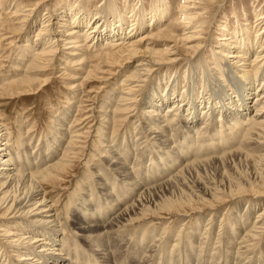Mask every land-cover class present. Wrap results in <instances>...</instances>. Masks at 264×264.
<instances>
[{
    "label": "bare ground",
    "instance_id": "bare-ground-1",
    "mask_svg": "<svg viewBox=\"0 0 264 264\" xmlns=\"http://www.w3.org/2000/svg\"><path fill=\"white\" fill-rule=\"evenodd\" d=\"M49 1L36 0L22 9L16 6L5 22L7 27L0 29V47L6 46L14 53L10 61L12 65L6 71L7 76L3 77L0 82H4L5 86H2L0 90L7 88L10 96L34 94L35 84H39L38 86L42 88L49 83V77L41 80L38 75H44L57 61L64 66L60 68L59 64L56 65V71L65 73L68 69H75L83 74L79 76L81 79L75 78L67 86L65 98L67 109L64 113L54 116L56 121L53 126L54 130L46 142L39 140L40 144L34 146L29 144L33 141L31 138L34 137L31 131L25 128V123L22 124L24 127H19L23 133L18 134L20 138H16L10 130H7L8 128L5 127L0 117V242L7 246L13 257L10 260L11 263L8 260H2L3 264H92L98 262L99 259L103 262L102 264H116L114 253H108V246L105 245L106 241L103 237L143 219L147 215L145 213L149 201L147 197L151 199L153 196H158L166 189H171L175 183L178 187L183 182L202 181L205 183L203 180L207 177L204 173L207 170L212 166L224 165L227 161L234 162L235 159L249 160L253 167L259 168L257 170L260 172L256 171L257 173L255 172L250 178L252 182L249 183L251 184L243 182L248 185V193H239V187L232 182L239 199L251 197V200H255L254 204L252 203L246 210L251 211L255 205V208L258 206L259 212L255 213L252 223H247V220L242 219L246 214L245 211L242 217L238 215V219H232L229 229L223 227L227 218L222 219L220 221L223 223L222 227L220 226L222 230L218 227L221 234H217L215 243L217 246L214 250L220 246L219 236L224 234V237H227L224 252L235 254L236 260L233 264H255L253 262L255 251L259 254L264 250V206L260 207L261 204H258L264 199V5L258 10L253 9L254 21L252 23L242 18L243 15L240 14L237 6H234L233 12L229 15L231 19L236 17L237 23L234 26H229L230 18L224 15L225 20L219 21L220 24L215 27L217 38L211 46H215L216 50L212 51L211 56L207 53L209 50H203L206 42L200 35L207 34L208 25L213 19L212 4L219 0L181 1L182 3L180 2L178 6L180 10L172 19V23L162 29L158 28V31L148 34L149 36L140 35L143 27L146 26L145 20L146 22L150 20L154 24L160 22L163 16L172 15L168 5L162 3L163 0H159L162 6L157 4L159 1H153L155 5L149 15H146L141 7H132L128 13L125 12L126 14H114V9H112V18H108L107 8L94 9V13H89L84 9L78 10L75 3L74 6H62L59 12L60 18L56 21L50 11L43 14L44 18L37 20L36 11ZM256 1L258 0H250L251 5L254 6ZM139 2L141 0H136L137 4ZM12 3L13 6L14 2ZM164 5L166 8L163 7ZM160 7L163 8L160 9ZM242 7L245 9L244 6ZM221 8L222 5L219 3L217 10L214 9L213 13L219 12ZM14 20L18 23L13 24L18 26L8 27V24ZM37 21L41 25L36 36L39 38L43 36L40 39L43 41L36 42L37 39H34V43L33 40L29 42L28 37L24 35L26 43L18 46L20 38L24 37L21 35L24 32L23 26L28 24L33 28ZM129 22L131 23L129 29L124 31L123 26ZM178 28L181 29V33L182 30L185 33L174 36V31H178ZM150 38L164 39L166 42L174 43L175 46L165 51L153 50L150 48ZM177 49H182L188 56L184 58L188 64L186 63L187 68L183 69V72L187 75L188 81L193 77L194 88L198 83L201 86L206 85L207 81L210 84H219L218 88L206 85V90L202 92L198 88V94L192 97L184 95L182 91L178 99L173 100L176 98L174 90L179 80L174 73V75L169 74V71L172 65L181 60ZM61 53L65 56L63 61L56 59ZM90 54H94L92 59L97 58L99 61L96 63L97 60H95L94 65L87 64V68L86 55ZM194 60L197 63H194ZM200 71L201 76H199ZM153 76L154 80L150 83ZM203 78L207 79L205 83ZM236 79L242 82L240 90L232 84ZM108 81L111 82L107 87L105 84ZM93 83L103 84L98 92L107 88L108 92L100 104V110L97 111L98 123L95 122L97 129H94L95 138H99L97 145L94 146V151L90 149V146L88 148L90 149L88 163L91 165L89 179L83 177L82 180L106 183L128 182V185L132 187L131 192H136L137 195H135L134 202L123 206H120L117 200L103 199L112 202L114 207H118L117 211L107 218L105 215L108 214L104 215V211L100 215L91 208L89 213L85 209L79 211L78 208L82 209L81 207L85 208L89 205L88 201H84V204L77 203V206L71 205L68 217H65L66 215L61 214L62 207L59 209L55 202H46L41 183L44 184L45 179L55 178V169L63 161V159H55L57 155H63L67 149L75 151L77 148H83L75 147V143H81L80 139L83 137L80 132L91 117L86 116L87 113L83 109L86 106H80V108L78 103H80V95L86 89L85 87ZM145 86L149 90L143 92ZM171 97L175 98L171 99ZM140 103L149 104L148 108L142 109ZM204 104L207 106L201 110ZM163 107L166 109L163 110ZM73 109L81 115L77 122H75L77 115H72L74 117L70 119ZM198 111L199 115H197ZM124 123L128 130L130 129L131 134L127 133L128 135L121 138L123 133L116 134L114 128L116 124L122 126ZM79 125L84 126L77 129ZM174 126L176 130L173 131ZM208 127H212V131L208 132L209 136L206 135L207 132L205 133ZM88 133L87 131L86 134ZM129 135L130 137L133 135L132 141L137 139L132 147ZM15 140H18V144L23 148L16 149ZM94 140L92 142H95ZM127 143L132 157L133 154L136 157L135 164V157L129 164ZM153 143H156L155 147H148ZM254 146L259 148L263 146L261 151L258 148V153L262 152V154H258L257 158L249 156L254 154ZM146 150L147 154L151 155L150 158L156 161L160 156L161 163L156 162L151 169H145L143 176L137 167L140 166ZM51 159L53 160L49 161ZM149 161L151 162V159ZM34 172L37 173L34 174ZM138 174L143 178H140ZM138 182L154 183H145L140 187ZM206 182H211V180L207 179ZM106 183L104 187L107 188L108 183ZM232 183L228 184V189ZM92 185L94 186V183ZM98 185L100 187V184ZM90 188L93 189L91 186ZM104 189H102L103 192L106 190ZM211 191L212 193L210 188L206 187L204 192L209 199L205 202L208 209L217 207L214 201V191ZM89 193L90 197L91 191ZM105 195L108 198L111 196L108 192ZM85 197L88 198V196ZM196 198L199 201L201 199ZM234 199L235 197L227 201L229 203ZM154 210L158 212L159 208ZM209 224L210 219L203 230L206 233H203L204 238L207 235L210 237ZM152 230L155 236L158 230L155 231V228ZM231 230L232 233L227 232ZM121 231L125 232V230ZM186 233L188 234H184L179 240L188 249L190 243L184 240L191 238L194 233L188 231ZM161 235L164 236V243H167L169 238L167 236L165 239L166 232H162ZM156 236L159 237V234ZM204 238L202 239L201 236L202 240ZM95 239L100 240L101 248L99 245L91 244ZM177 241L173 243V248L180 247L179 242L176 244ZM155 242L152 241V244ZM207 244V242L204 243V246ZM78 245L88 246L87 256L92 259L84 256ZM162 246L164 245H157L154 250L159 251V255L164 251ZM258 246L262 247L254 250ZM148 248L152 249L150 246ZM225 253L212 252L210 264H220L222 261L221 264H228V255ZM173 254L179 261L180 253ZM152 256L147 255L149 259ZM2 261L0 260V263ZM136 262V258L132 257L129 264H136ZM198 264L201 263L198 262ZM256 264H264V261Z\"/></svg>",
    "mask_w": 264,
    "mask_h": 264
},
{
    "label": "rangeland",
    "instance_id": "rangeland-1",
    "mask_svg": "<svg viewBox=\"0 0 264 264\" xmlns=\"http://www.w3.org/2000/svg\"><path fill=\"white\" fill-rule=\"evenodd\" d=\"M0 1L2 3V4L0 3V9H1V11H0V25H2L0 29H2V28L7 27L6 26L7 24L5 22L8 20L9 15L11 14V12L14 11L13 9L16 8V6L19 9H20V7H21V9H22V7L26 8L28 5L34 3L36 0H8V2H7V0L6 1L0 0ZM12 1L14 2L13 6H12V4H13ZM153 1L154 0H141V2H139L137 4L136 0H114V1H112V0H50L48 3H46L45 5L40 7L39 10L36 11V15H37V20H39V19L44 18L43 17L44 13H47L50 11V12H52L54 20L56 21L60 18L59 12H60V10H61L60 8L62 6H64V5L65 6H68V5L74 6L75 3H76V8L78 10L84 9V10H87L89 13H94L93 12L94 9L100 10V9H106L107 8L106 10L108 13L107 14L108 18L109 17L112 18V14H113L112 9H114V14H117V13L126 14L129 12V9H132V7H137V8L141 7L143 9L144 13L146 15H149V12H151V10L154 8V5H155V3ZM157 1H159V0H157ZM181 1L183 2V0H163L162 3H166L168 5V8L171 11L172 15H170L168 17L163 16V18H160V22H157V23L155 22L154 24L152 22H150V20H148L147 22L145 20L144 23L146 26L143 27L140 35H148V34L155 33L159 29H162V28L168 26L169 23H172L171 22L172 19L177 16V14H178L177 11L180 10L178 6H179V4L182 3ZM77 3H78V5H77ZM158 3L160 6H162V3H160V1L157 2V4ZM219 3H220V5H222V8L220 9L219 12L213 13L214 9L217 10L216 7ZM263 3H264V0H258V1H256V3L253 6V5H251L250 0H219V1H215L212 4V12H211L213 14V19L208 25L209 29H208V27H206L208 29V32L206 34L207 30L205 29L206 35H200V37L204 38L202 40L206 42L203 50H205V51L209 50V51H207V53H208V55L212 56V51L216 50L215 46H213V47L211 46V45H213L214 39L217 38V32H216L215 27H216V25L220 24L219 21L225 20L224 18H226V16H227V18H230L229 15H231V13L233 12L234 6L238 7V11L240 12L241 15H243V17H242L243 19H246V20H248L247 22L252 23L254 21L253 9L256 8L258 10L259 7H262V5H264ZM242 6H244L245 9H243ZM163 7L166 8L165 5ZM163 7H160V9ZM46 8L48 10H46ZM263 10H264V6H263ZM224 15H226V16H224ZM55 17H57V18H55ZM32 19H34V18H32ZM229 21H230V24H232V25L229 24V26H231V27L237 23L236 17L234 19L230 18ZM13 23H18V22H16V20H14L11 24H8V27L14 28V27L18 26V25L13 24ZM24 24H25V22H24ZM118 24H119V22H118ZM130 24H131L130 22L126 23L123 26V30L127 31L130 27ZM40 25L37 21V23H35V25H34L35 27L33 26V28H31L30 25L28 26V24L23 26L24 32L21 35L22 36L26 35L29 39V42H31L33 40V43H34V39H37L36 42L43 41V40H40L43 36L41 38L36 36L37 30H38ZM178 29H179L178 31H176V32L174 31V34H173L174 36L175 35L179 36V35H182L185 33L183 30L181 33V31H180L181 29L180 28H178ZM25 39H26L25 36L21 37L19 40L20 42L17 43V45L19 46V45H23V43H26ZM149 42H150L149 43L150 48L153 50L165 51L167 48L175 46L174 43L166 42L164 39L159 40V39L150 38ZM45 47H47V46H45ZM143 48H144V46H143ZM177 53H178V57L181 58V60L177 61L175 63V65H172V67H171L172 70L170 69L169 74H171V75L175 74L174 76H176V78H178L179 82L177 83L176 88L174 90V91H176V93H175L176 98L171 97V99H173V98H175L173 100L178 99L177 97L179 95H181L180 93L182 91H184V95H187L188 97L189 96L192 97V95L194 96V94H196V93L198 94L199 89H201V91L206 90V85H208V87H214L215 86L214 87L215 89L218 88L217 85H219V84H217V83H216L217 85L210 84V83H208L207 79H205V78H203V82L205 83L207 81L206 85L201 86V84L198 83V84H196V86L194 88L193 77H192V80L188 81L187 75H184V72H183L184 71L183 69L187 68L186 65L188 64L184 58H188V56L186 55V52L182 51V49H180V50L177 49ZM13 54H14L13 51L9 50V48H7L6 46L0 47V82H2L3 77L7 76L6 71H8L9 67H11V65H12V62H10V61L14 56ZM93 55L94 54L86 55V58H87L86 63H85L86 67H87V64L88 65L89 64L94 65L99 61V59H97V58L92 59ZM14 58L16 59V57H14ZM64 58H65L64 54L61 53V54L57 55L56 59L63 61ZM95 60H97L96 63H95ZM194 63H197V61L194 60ZM58 64H59V66H61L60 68H62L64 66L61 64V62L57 61L55 63V65H51L49 67V70L47 72H45L44 75H38V78H41V80L45 77H49L48 78L49 83L47 86L42 87V88L40 86H38L39 84H35L34 85V92H35L34 94H29L27 96L26 95L10 96V94L8 93L9 90L7 88L3 91L0 90V117L3 119V124L6 125L5 127L8 128L7 130L8 131L10 130V132H12L16 138L17 137L20 138L19 135H21L23 132L20 131L19 127L22 126L23 123H25L24 124L25 128L27 130L31 131L32 136L34 137V138H31L33 141L32 142L30 141V143H29L32 146H34L35 144H40V142L43 140H44V142H46L47 139L51 137V133L54 130V128H53L54 122L56 123L54 116L57 114L64 113L67 109L66 108L67 107L66 101H65V98L67 95L66 94L67 86L70 85L75 80V78H79V76H81V73H82V72H79L78 70H75V69H68V71L65 73H63V71H56L55 67ZM193 67H195V65ZM165 70L166 69H164V71ZM177 70H178V72H177ZM200 73H201V71L199 72V76L202 75ZM154 76L151 78L150 83L153 82ZM228 78L229 79L231 78L230 74L228 75ZM79 79H81V78H79ZM110 82L111 81H108L105 84V86H107V85L109 86ZM3 83H0V89H2V86H5V83L4 84ZM81 83H82V80H81ZM241 83L242 82L240 81V79H236L234 81V83L232 82V84L236 88H238L239 90L241 88ZM102 85L103 84L93 83L92 85L85 87L86 89H84L80 95V99H79L80 103H78L79 107L80 106L81 107L86 106L85 108H83L84 111H86V113H87L86 116L91 117L88 121H86L85 128H83L80 132V133H82V137H83L80 139L81 143H77V144L75 143V147L81 146L83 148L82 149L77 148V150H75V151L73 149H67L66 152L63 153V155H61V156L57 155L55 157V159L59 158V160L63 159V161L55 169V172H54L56 174L55 178L53 177L51 179H45L44 180L45 183L44 184L41 183V188L44 191L43 195H44L46 202L47 203L55 202L57 208H59V209L62 207L61 208V214H62V216L66 215L65 217H68V213H69V209H70L71 205H76L77 203L84 204V201H88V203H89L88 206H85V208L81 207L83 210L80 208H78V210L84 211V209H85V211H87L89 213L90 212L89 210L91 208V210L95 209L94 212H96L99 215L101 214L102 211H104V213H103L104 215L108 214V215H105V217L107 218V216H110L112 213L116 212L118 207L117 208H116V206L114 207L112 205V202L110 203V201H105L103 199L117 200L120 203V206H123L124 204L129 205L132 202H134V200L136 199L135 195H137V194H135L136 192H134V193L131 192L132 187H130V185H128L129 184L128 182H107L108 183L107 184L106 182H86V181L82 180L83 177H86L89 179L88 174L90 173L89 169H91V167H90L91 165L88 163V161H89V158H88L89 157V150L91 149L94 151V146L97 145V141L99 139V138H97V139L95 138V133H94V129L95 130L97 129L96 124L98 123L97 111L100 110L99 109V107L101 106L100 104L104 100V97L107 96V92H108V88L105 90H101V92L100 91L98 92L99 88ZM145 90L148 91L149 88L145 86V89L143 90V92H145ZM252 95L254 96V94H252ZM247 101H249V100H247ZM78 104H77V106H78ZM148 105L149 104H146V103L144 105L141 104L142 109L148 108ZM206 106H207V104H204L200 109L202 110ZM165 109L166 108L163 107V110H165ZM75 110L76 109H73L70 119L72 120V118L74 117L72 115H77L76 116L77 119L75 120V122H77L80 120L78 118L81 115H78L79 113L77 114L75 112ZM199 113L200 112L198 111L197 115H199ZM91 115L92 116L94 115V117H92ZM199 119H200V116H199ZM213 119H214V117H213ZM95 122H97V123H95ZM209 123H210V121H209ZM125 124L126 123L123 124L124 126L122 125L123 127L120 124H116L115 128H114L116 134L120 135L123 133L122 134L123 136L121 135V138L128 135L127 133L131 134L130 129L128 130V127ZM24 126H22V127H24ZM83 126L84 125H82V126L79 125V126H77V129H80V127L82 128ZM207 129H209V130L207 131ZM207 129L205 130V133L207 132L206 135L209 136L210 133H208V132L212 131V127H208ZM174 130H176L175 126L173 127V131ZM87 131L89 132L88 134H86ZM125 131H127V132H125ZM178 133L179 132H177V134ZM91 137L93 139H95L94 140L95 142H92L93 139ZM116 138H118V137H116ZM121 138H119V140ZM132 139H134L133 135H131V137L129 135V141L131 143V147L133 146L134 141L136 142V140H137L136 139V140L132 141ZM39 140H41V141H39ZM82 142L84 144H82ZM93 143L94 144L96 143V144L94 145ZM14 144L16 146V149L23 148V147H20V144H18V140H15ZM49 145H50V142H49ZM64 145H63V147H65ZM89 146H90V149H88ZM127 146H128V150H129L128 155H129V164H130L133 162L132 160L134 159L135 155L133 154V157H132L128 143H127ZM149 146L155 147L156 143L150 144V145H148V147ZM254 147H252L255 150L254 154L249 155L251 158H257L258 154H260V153L262 154V152L258 153L259 147H256V146H254ZM146 149H147V147H146ZM250 149H251V146H250ZM259 149L261 151L263 149V146H261ZM29 150H31V149H29ZM146 151H145V156L143 157V160H141V162H140V166L137 167V170H139V172L142 173L143 176L145 175V173H144L145 169H148V170L151 169V167L154 166V163H156V162L161 163L160 156H159V158H157V161H156V159L154 160L153 158H150L151 155L147 154L148 151L147 152ZM135 152L136 151H134V153ZM84 159H86V160H84ZM150 159H151V162L149 161ZM52 160L53 159H51L49 161H52ZM135 163H136V157L134 159V164ZM87 164H89V165H87ZM222 166H225V167H222ZM59 167H60V170H58ZM216 167L218 168L217 170H216ZM216 167L212 166L210 168L211 170L209 169L210 171L207 170L204 173V176L207 178L204 179L203 181H205L206 184L202 181L201 182H191V183L190 182L189 183L183 182V183H181V185L179 183V185L181 187L180 186L178 187L177 183H175V185L172 186L171 189L170 188L166 189L162 194H159L158 196H153L151 199H150V197H147V199L150 202L148 201V206L145 209V213H147V215L145 216L146 218L143 217V219H141L138 223L135 222L134 224H129L128 226L126 225L124 227V229L123 228L119 229V230H117L118 232L114 231L113 232L114 234L110 233L108 235H105V237H103V240L106 241L105 245L107 244V246H108V249H107L108 253L109 252L114 253V262L116 264H117V262H118V264H129V261L132 259V257H134V259L136 258V261H137L136 264H140L141 262H142V264H160V263L161 264H198V262H200L201 264H210L209 261L212 257V255H211L212 252H220L221 254L225 253L224 252V246L226 245L225 242H226L227 237H224V234L222 236H219L218 241L220 243V246L216 250H214V247L217 246L215 244L217 242V234L220 235L221 232H219V230L220 229L222 230V228H220V226L222 227L223 223H220V221L222 219L224 220V218L228 219V217H229L228 220L226 219V221H225L226 223L223 226L224 228L229 229L231 224H232L231 223L232 219H238V215L242 217V215L244 214L245 211H246V214L242 217V219L247 220V223L248 222L252 223L254 221V216L259 212L258 206H256V208H255V205H254V207L251 208V211H249V209L246 210V208H249V206L255 200L254 201L251 200V197H246V198L244 197V199H239V196L236 193L237 191H235V186L239 187V193H241V194L248 193L247 192L248 185L251 184L249 182H252L250 178L253 176V174L256 171L257 172H260V171L257 170L259 168L253 167V164L249 160L244 161L243 159H235L234 162L233 161L232 162L227 161V162H224V165L223 164L219 165V166L217 165ZM214 169L216 172L214 171ZM207 172L209 174H212V175H209ZM221 172H222V174H221ZM36 173L37 172H34V174H36ZM142 175L138 174V176L140 178H143ZM88 179H87V181H89ZM207 179H210L211 182H206ZM227 179H229L230 181ZM213 181H215L217 183H215ZM83 182H86L87 184L86 183L84 184ZM232 182L233 183L235 182L234 183L235 186L233 185ZM243 182H248L247 183L248 185L246 183L243 184ZM93 183H94V186L92 185ZM97 183L100 184V187ZM105 183L108 185L107 188L104 187ZM138 183H139V186L142 187L145 183L152 184L154 182H138ZM193 183H194V185H192ZM229 183H232L231 184L232 186L229 187L230 190L228 189ZM82 185H84V186L82 187ZM88 185H90L93 189H91L90 186H88ZM85 186H87V187H85ZM184 186H185V188H184ZM94 187H95V189H94ZM206 187L210 188L211 193H212L211 190L214 191L213 192L215 195L214 201L216 203L215 205H217V207H215V208L208 209L209 207H207L208 205L205 203L206 201L209 200L208 197L204 195ZM173 188H174V190H173ZM79 189H81V190H79ZM85 189H87L86 190L87 192L85 191ZM102 189L105 190L104 191L105 193L106 192L110 193L111 196H109V198H108L105 195V193L102 191ZM197 189H199V190H197ZM227 189H228L229 194H228V192H226ZM89 191H91L90 197L88 195V194H90ZM199 191L200 192L202 191L203 193H200ZM163 194H164V197H163ZM217 195H219V196H217ZM245 195H249V194H245ZM85 196H88V198H86ZM196 197L201 198L200 201L197 200ZM233 197H235V199L232 202L228 203L227 200L233 199ZM79 198H80V200H79ZM89 198L91 200H88ZM247 201H248V205H246ZM74 202H76V203H74ZM152 202H154V203H152ZM258 204H261L260 207L264 206V199L261 203L258 202ZM157 205H159V206H157ZM156 207H158L159 210H161V211L158 210V212H157V210H154V209H158ZM105 211H106V213H105ZM209 219H210V224H209L208 230L210 231V233H209L210 237H208V235H207L204 238L203 233H205V232H203V230L206 228L205 225H208ZM152 224H154V225H152ZM150 226H152V227H150ZM152 228H155V231L158 230L157 233L155 234V236H153L154 231L152 230ZM121 230H125V232L121 231ZM128 230H129V232H128ZM186 231H188L189 233H194V235L191 238H186L184 240L186 242L189 241V243H190L188 249L185 248L182 245V241L179 240L180 238H183L184 234H188V233H186ZM162 232H166L165 239L167 238V236L169 238V240L167 239L168 241H166L167 243H164V240H163L164 236L161 235ZM227 232L232 233L233 231L231 230V231H227ZM157 234H159V237L156 236ZM178 236H179V238H178ZM201 236H202V239L204 238V240L201 239ZM237 236H238V234H237ZM175 237H177V238H175ZM110 239H112V240H110ZM158 239H159V241H158ZM175 239H177L178 241ZM239 239H240V237L238 238V240ZM152 241H156V242L154 244H152ZM175 241H177L176 244L179 242L180 247L173 248ZM203 242L204 243L207 242L208 244L206 246H204ZM99 243H100V240L95 239L94 242L91 244H93L95 246L99 245L101 248L102 244H99ZM122 244H124V245H122ZM160 244L164 245L165 247L162 246V249L164 248L163 249L164 251L162 254L159 255L158 254L159 251L156 252L154 250L157 248L156 246L160 245ZM0 245L3 246V247L0 246L2 248L0 251L1 252L0 260L1 261L2 260L3 261L8 260L11 263L10 260H12V258H13L11 256V252L8 251V248L5 244L3 245L0 242ZM181 245H182V247H181ZM4 246H6V247H4ZM149 246H150V248H152V246L154 248L149 249L148 248ZM78 247H79L80 252H83L82 254H84V256L92 259L90 256H87V254H88L87 253V247L88 246L85 247L84 245H80V246L78 245ZM260 247H262V246H258L254 250H256ZM172 248H173V250L171 251ZM152 250H153V254H152ZM199 251H200V253H199ZM175 252L180 253L179 261H177L176 257H174L173 253H175ZM257 252L258 251H255V253H254L253 262H255V264L259 261H264V256H263L264 250L262 252H260L259 254ZM146 253H147L148 257H150L152 255L153 256L149 259L147 257V255H145ZM225 255H228V257H227L228 264H233V262L236 260L235 254H232V253L226 254L225 253ZM115 256H116V258H115ZM162 257H163V259H162ZM168 258H170V260H168ZM3 261L0 264H3ZM95 263L96 264H102L103 262L99 259L98 262H94L92 264H95Z\"/></svg>",
    "mask_w": 264,
    "mask_h": 264
}]
</instances>
